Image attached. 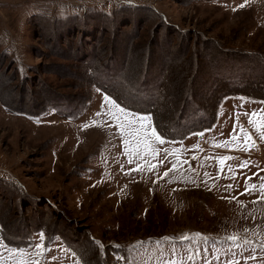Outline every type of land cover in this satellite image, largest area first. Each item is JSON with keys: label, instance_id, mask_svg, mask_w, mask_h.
I'll return each mask as SVG.
<instances>
[{"label": "rangeland", "instance_id": "374dc122", "mask_svg": "<svg viewBox=\"0 0 264 264\" xmlns=\"http://www.w3.org/2000/svg\"><path fill=\"white\" fill-rule=\"evenodd\" d=\"M231 50L264 56V0H0V215L16 240L58 232L0 237V264H85L81 243L105 264H264V100L227 96L171 140L86 81L114 73L140 109L159 81V120L185 128L226 80L264 96L262 64Z\"/></svg>", "mask_w": 264, "mask_h": 264}, {"label": "trees", "instance_id": "16d2710c", "mask_svg": "<svg viewBox=\"0 0 264 264\" xmlns=\"http://www.w3.org/2000/svg\"><path fill=\"white\" fill-rule=\"evenodd\" d=\"M89 14H91V13H84L83 15L85 17H87V16H89ZM85 17H82V18H85ZM76 21H77L76 17H74V18H70V17L59 18V19H56L53 21L54 22L53 25H55L54 28H56V29H64V28H67L69 26H72L73 24L76 25L78 23V21L77 22ZM62 34H61V36H62ZM188 50H189L188 45H187V48H183L182 50H178V53L175 54L176 58L172 59L173 61L171 62L174 65V67H177V65L179 63H181L182 61H183L182 63H184V57H186V54H184V53H188ZM195 52H196V54H198V57H202V54L199 50L195 51ZM223 54L228 56V57H232V61H236V60L237 61H240V60L244 61V60H247L248 58H252L254 61L256 60L257 62L261 63L262 64L261 66L260 65L258 66V64L256 65V69H259L258 72L261 71V74H260L261 78H262L261 80L264 83V56L262 54L239 52L238 50H231L230 52H226V53L223 52ZM230 54H231V56H230ZM240 58H242V59H240ZM147 60H148V58H147ZM232 64H233V62H232ZM227 66H228V64L225 65V67H227ZM230 66H231V64H230ZM167 67H168V65H167ZM179 70L181 71L180 68H179ZM248 70H250V72H252L253 69L250 68V69H247V71ZM97 74L100 75L99 73H97ZM105 74L109 75L108 72H106V71H105ZM105 74L103 73L101 75V78L106 77ZM113 74L114 73L109 75V76H111L110 78L105 79V81H107V80L111 81V83H112L111 85H113L115 83V81L112 82V80L115 79V77H114L115 74L114 75ZM121 77H123V76H121ZM79 81L81 82L82 79L80 78ZM86 81L89 82L88 85H97L101 90H103L108 96H110L121 107H124V108L131 110V111H134V112L150 114L152 116L154 127L157 130V132L160 134V136H162L163 138H166V139H171V140L182 139L191 133L200 132L202 130H205L207 128L212 127L213 124L215 123V120H216L217 109H218L219 105L221 104L222 100L227 96H240V97H245V98H249V99H253V100H264L263 95H259L258 93H254L253 91H251L249 89H241V86L240 85L238 86L237 83L238 82L243 83V80L236 81V83L226 80L228 86L225 85V87H223V84L221 85L222 88L220 90V93L215 96L216 102H215L214 107L210 109V112H209L210 115L209 116H207V115L202 116V114H204V113H202V111L201 112H200V110L196 111L194 113V115L197 116L199 114L197 116L198 118L196 121L194 120V122H190V120H189L190 123L184 122L185 128H179L182 126H179L178 128H176L177 124H175V127H173L171 125H168L167 122L163 123L159 120V116H161V111H160L161 107H158L157 104L160 103V94L158 93V91H155L157 89V87L159 89V84H158V83H160L159 81H157V83H156L157 87L156 88L154 87L153 91L151 89L152 92L150 93L151 98H153V102H154L153 105L156 104V106L155 107L154 106L149 107L147 109L145 107H144V109H140L141 106H143V105H140V103L141 104H143V103H142L141 99H139L137 96H133L132 100H129L127 97H125L126 95L123 92H121L122 90L121 91L117 90V89L114 90L111 85L106 86L101 81H100V83L98 81H95V80L93 81L92 78L89 80H86ZM105 81L103 80L104 83H106ZM230 83H234V84H230ZM245 84H247V81ZM142 85L144 86V84H142ZM195 86H197L196 83H195ZM160 87H161V85H160ZM242 88H244V87H242ZM162 89H163L162 90V92H163L164 91L163 86H162ZM141 90H142V88H141ZM157 93H158V95L154 96V94H157ZM192 94L195 96L201 95V94H197V92H194ZM133 99L135 100V102L133 101ZM2 104L8 110H11L13 112L28 114L30 116H36L37 114L41 113L42 111H45L48 108V105H51L50 103L44 104L43 108L40 109V111L32 112V111L26 110L25 108H22V107H14L11 105V103H9L7 101H3ZM147 107H148V105H147ZM77 115H78V113L77 114H71V115L68 114L67 117L74 119L75 117H77ZM27 228L28 229L23 228L22 230H18V231H20L21 234H23V235L20 234V236H21L20 240H16L14 238H11L7 235L4 218H3V216L0 215V237H1L2 241L10 247L18 248V247H25V246L29 245L31 242L30 241L31 237L29 236L30 233H28L30 228L34 231L43 230L46 234V239H45L46 244H48L51 241L52 234H58V232H56V231L48 230L47 227L41 226L38 228L36 225H33V224L30 225V228L29 227H27ZM73 249L75 250L78 257H80L84 261L85 264H105V262H104L105 260H103L102 257H100L99 255L96 254V250H94V248L90 244H84V243L82 244L81 243L78 247H73ZM83 255H85V256L88 255L87 257H89V259L86 261L83 258Z\"/></svg>", "mask_w": 264, "mask_h": 264}, {"label": "crops", "instance_id": "0c3cea01", "mask_svg": "<svg viewBox=\"0 0 264 264\" xmlns=\"http://www.w3.org/2000/svg\"><path fill=\"white\" fill-rule=\"evenodd\" d=\"M224 100V99H223ZM223 102V101H222ZM218 113H219V110H218Z\"/></svg>", "mask_w": 264, "mask_h": 264}]
</instances>
